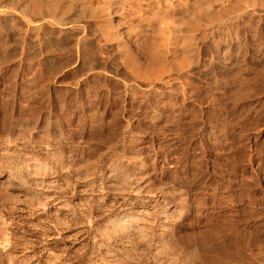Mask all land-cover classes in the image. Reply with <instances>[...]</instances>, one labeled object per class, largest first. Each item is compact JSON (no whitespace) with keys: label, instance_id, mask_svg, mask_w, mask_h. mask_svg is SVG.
<instances>
[{"label":"bare ground","instance_id":"bare-ground-1","mask_svg":"<svg viewBox=\"0 0 264 264\" xmlns=\"http://www.w3.org/2000/svg\"><path fill=\"white\" fill-rule=\"evenodd\" d=\"M56 85L59 87L63 86L64 88L66 87V93L63 90L60 91L65 93L62 92V94H64L63 98H61L62 95L59 94V91L58 94L60 97L57 94ZM2 89L6 92L10 90L8 94H6V96H10L9 98L26 102L24 106H19L20 103L18 104L19 111L17 112H19V114L27 115L29 112H32L31 114L34 115H31L28 122L24 123V119H22V122L28 125L30 129H28L27 126L26 128L24 127L26 130L24 133H27V136L25 135L27 138L25 139L23 137L25 139L23 144L27 147V152L24 154L25 157L23 161L21 160V163L8 164V158H5L6 146H8L12 142L11 139H13L11 133H15L21 128L22 124L18 120L19 118L12 119L11 133L9 131L8 134H5L4 140L0 141V190L5 188L6 185L11 186L13 184H11V182H14V180L19 181L17 183L20 185L23 184H21L20 181H25L24 183L27 182L28 184L25 185L28 187L23 191L24 193H29L28 188H36V192H39L41 195L40 199L38 198L40 204L39 206L36 204L38 207L33 210L42 213L48 208L47 199L54 200L59 198L57 195L54 197L47 194V191H50L47 189L52 182L49 180H46L48 181L46 182L45 179L41 177L34 178L36 176L34 168L40 162H38V155L36 154L38 151L51 153L56 163L61 166L64 164L68 170L72 165H75L71 156L72 159H69L70 157L68 158L67 156V158H65L57 150L58 141L60 142L58 139H60L59 136L62 135L58 133L60 131L58 130L59 124L58 121H56V117L58 116L57 114H60L58 112H67L76 116L77 119H82L83 121H80L84 123L80 126L84 128L94 131L99 130V132L105 131L106 133H116L118 131H120L121 134L123 133V136H120V139L123 137L121 140L122 142H119L121 143L120 149L123 147V150L130 155L131 161L133 160L132 158H135L132 162L124 158L125 162H130L128 169L126 166L127 164L124 162H121L120 167L117 166V168L119 167V171L123 172L127 180L131 178V180H134V183H132L135 186H140L142 184L141 187L143 188L135 192L133 190L135 187L131 189L128 187L132 196L135 197L131 199L133 205L125 210L126 212L120 214L121 221L119 222L120 224L117 225L122 226V228L112 230V241L116 240V235L118 236V234L128 232L126 230L124 231L123 228L133 227L140 219H143V216H146L149 218V221L162 229L160 230L159 238L156 236L160 241L157 243H161L158 247L163 245V247L168 248L171 246L174 248V243L176 244L175 240L174 243L172 241L173 246L170 245V240L173 238V228L169 226L170 222L161 221L167 219V221H176L175 218H179V215L182 213V204L184 202L185 204H190L186 203L189 201L186 200V198L188 199L189 197H187L185 190H181V187L176 190L177 187L175 188L171 185L172 183L168 184V180L166 182V180L161 179L158 184V186L160 185L159 187L155 184L156 189L160 190V193L156 192L157 190L155 187L154 189L148 188L149 186L144 187L151 183L147 184L149 180L147 177L148 174L145 172L146 163H143L142 157L140 156L141 154H137V150L135 151L132 149V145L138 140L135 133H157V131L163 133L168 131L180 132L183 134L189 133L188 136L191 135L192 137L190 139L189 137L186 138L185 142L196 145L197 148H203L202 150H206L213 145L215 146V144L217 145L220 141L217 135L219 136L220 132H226L228 137L230 135V142L233 140V142L237 145L239 144V146L241 142L238 143L237 140L240 139L239 137H243L241 134H245L244 139L246 140L243 139L244 141H249L250 129L252 126L250 124L252 122H250L249 119L251 116H249L250 109H252L250 108V103L255 99H264V0H0L1 96L5 95ZM242 108L244 114L241 113V115L239 111H241L240 109ZM42 117L47 121L46 124L48 123V126L50 125L55 128V132L53 131L54 135L52 134L54 136L53 138L49 136L44 138L46 134L40 137L42 135L39 136L40 133L37 134V132L36 134L39 136H37V138L39 139L33 135L34 132H32V130L34 131ZM24 128H22V130ZM209 131L213 132L214 135ZM207 132L213 137H210L211 135H205ZM238 132L241 133L240 136ZM115 133L114 135H116ZM15 134H18V131ZM139 135L140 134H138V136ZM187 139L189 140L187 141ZM220 143L222 142L220 141ZM241 146H243L242 143ZM89 147L91 146L89 145ZM124 151L121 153L126 156ZM110 155L113 156L112 154ZM110 155H108V157ZM129 155L127 156L129 157ZM248 155L249 154H247V156ZM197 156L200 157V155ZM110 158H108V162L111 161ZM115 158H113V160L117 163V158L116 160ZM232 160H234V162H227V164L230 163L228 167L230 170H228L229 177L227 176L228 179H226L228 184L225 183L227 184L226 186L229 187V189L228 187L227 189L230 190L232 194H230L232 200L229 206L237 209L235 210L236 212H233L235 215L236 213L238 214L237 217H234L236 219L239 214L243 213L238 212H246L248 207L251 206L250 204H253L254 201L252 202L251 200L254 196V185L250 175L248 176L239 172L241 163H237L234 158ZM195 161H197V158ZM104 163L103 165L98 164L99 173L97 172L96 179L93 181L98 185V194H96V197L100 199H104L107 193H109V190L115 185H118L116 181L119 180L118 177L120 176L118 174V169L116 167H114V169L112 168L114 164L111 163L112 167L108 165V167L106 165L105 167ZM22 166H25L26 172L33 173L34 177L29 178L32 174H28L29 176L23 174L21 171L23 168ZM38 166L41 167V165ZM43 166H45L44 163ZM247 166H250L249 161ZM67 168L65 170H67ZM124 182L126 183V181ZM130 183L131 182H128L127 184L129 185ZM11 187H13V185ZM53 191L54 189L52 193ZM230 192L228 191V193ZM263 194L261 195L263 196ZM3 195L6 198L12 196L9 193H3ZM169 197H174L175 200L172 199L173 201H171ZM261 198L262 197L257 200L259 201ZM174 201L181 202V204H171ZM229 210H231V208ZM56 212L57 211H55V213ZM242 215H244V213ZM240 217L241 216H239V218ZM245 218H241V221H245ZM238 220L240 221V219ZM239 221L235 222L239 224L238 226L241 224V221ZM6 222L7 221L0 217V233L3 234L1 237L2 239L0 238V246L7 242L4 237L7 235L6 230L8 225ZM231 225L229 226L232 227ZM236 225L232 227L234 232L231 230L232 232L229 233L227 231L228 233L226 232V234L234 233L233 236H236L235 238L239 235L238 240L243 238L242 240L245 242V244L243 243L245 245L244 247L250 246L251 242L255 243L254 239L251 241L253 237L252 234V237L250 235L251 228L248 231L243 227L246 231L240 233L241 228L238 226L236 227ZM229 226L228 229L230 230L231 228ZM234 227L239 230L238 232L236 230L237 233L242 234L241 237L240 234L235 232ZM223 228H227V226ZM223 230L225 229L221 231ZM225 231H223L222 234L219 230L216 234L218 237L224 239L225 237L222 236H225ZM152 232L154 233L155 231ZM219 233L222 235L220 234L221 236H219ZM214 234L215 233H213V236L215 237L216 234ZM228 236L226 238H228ZM49 238H51V236ZM214 240L212 241L213 243ZM204 241L207 242L206 240ZM209 242L210 241H208V244ZM254 243H252V245ZM181 245L183 244L181 243ZM202 245H205V243H202ZM210 245L211 247L215 246L214 244L212 246L211 243ZM210 245L206 244L202 246L204 248L200 249L198 245L195 244L191 246L190 244L191 247L189 246L190 248L187 249L189 256H186L196 264H233L231 261L229 262L228 259L225 261L226 256L224 255L232 259L239 250L231 256L227 251L228 249H224L227 248L226 246L228 245L226 244L225 247L221 245L223 249H221V246L219 249L221 254H223L221 256L225 257V260L222 257L223 260L217 262V259H220L218 258L219 254L216 256L217 259H215L214 263L212 261L214 260L212 258L214 256H212V254L209 256V251H212L214 247L210 250ZM215 249L217 251L218 248L215 247ZM230 249L231 247L229 248V252ZM235 249L237 250L238 248L236 247ZM245 249L243 250L241 247L242 251L240 252H247L248 249ZM200 250H202L201 252L207 251L209 255L207 256V254H205L204 256L206 258H204ZM248 251L250 254L252 253L251 249ZM228 254L230 256H228ZM245 255L248 256V254ZM246 256L244 257L246 258ZM260 260H262V258ZM258 262L260 263V261Z\"/></svg>","mask_w":264,"mask_h":264},{"label":"rangeland","instance_id":"rangeland-1","mask_svg":"<svg viewBox=\"0 0 264 264\" xmlns=\"http://www.w3.org/2000/svg\"><path fill=\"white\" fill-rule=\"evenodd\" d=\"M55 87L57 90V94H58V91L60 92L61 90H63L66 93V91H65L66 87L65 88L63 86L59 87L57 85ZM3 90L4 89H2V91ZM9 91L10 90H7V92L3 91L5 93V95H3V96H5V97L1 96L2 94L0 93L1 94L0 95V112H1L0 113V141L4 140L3 138L5 137V134H8L9 131L11 133V121H12V119L13 118H15V119L19 118L18 120L22 124L21 128H19L20 130H17L18 134H15L17 131L15 133H11L12 134L11 136H13V139H11L12 144L10 143L8 146H6L7 148H6V156H5L6 159L8 158L7 159L8 164H18L24 160V157H25L24 154L27 152V149H26L27 147H25V145L23 144L25 139L27 138L26 137L27 133H24V132H26V130H25L26 126L28 129H30V127L24 123L28 122L29 118H31V115H34V114H31L32 112H29L28 113L29 115L28 114L27 115L19 114V112H17V111H19V106L20 105L24 106L26 104V102L22 101V100H14V99L9 98L10 96H6V94H8ZM62 92L59 93L62 95L61 98H63V96L65 94L64 92H63L64 94H62ZM59 97H60V95H59ZM263 100L264 99H262V100L255 99V100L251 101V103H250V108H252V109H250V113L252 112L253 114L249 113V116L251 115L250 116L251 118L249 117V119H250V122H252V123H250L252 126L250 129L251 132H250L249 141H244V140H246V139H244L245 134H241L240 133L241 131L238 132L239 133L238 135L240 136V134H241V136L243 135V137L238 136L240 139H238L237 141H238V143L241 142L245 148L243 146H241V143H240V146H241V148H240L239 144L237 145L236 143H234L232 139H231L232 142H230V135L228 137L226 135V132H224V133L220 132V134L218 133L219 136L217 135V137H219V139L222 143H220V141H219V143H217V145L215 144V146L214 145L212 147L210 146L206 150L205 149L202 150L203 148L200 149V148H197L196 145H193V144L191 145V144H188L187 142H185L186 138L189 137V139H190L192 137L191 135L188 136L189 133L183 134L180 132H169V131H168L169 133L168 132L163 133V132L157 131L158 134L156 132H153V133L152 132H146V133L144 132L145 134H143L142 132H139L138 133V134H140L139 136L137 133H135L138 140H136L134 142V144H133L134 146L132 145V149H134L135 151L137 150L136 151L137 154H139V155L141 154L140 156L142 158L141 157L140 158L143 160L144 164L146 163L145 164V172L148 174L147 177L149 180V182L147 184L151 183L150 184L151 187H150V185H146L144 187L149 186L148 188L154 189V187H155V189H156V186L157 187L160 186V185L158 186V184L160 183L161 179L166 180V182L168 180V182H169L168 184L172 183L171 185H173L175 188L177 187L176 190H178V188L181 187L182 188L181 190H185V192L187 193V197H189L188 199L186 198V200H189L186 203H190V204H185V202L182 204V207H183L181 209L182 213H181V215H179V218L177 217L178 219L175 218L176 221L175 220H173L174 222L170 221V220L167 221L168 219L165 221H161V222H168V223L170 222L169 226H171L173 228V229L172 228L171 229L173 230L172 236L174 239L172 238L170 240L171 241L170 245H172L176 241V244L174 243V246H175L174 248L171 246L168 248L163 247V245L162 246L160 245V247H158L159 244H161V243H157V242H160L158 239L159 238L158 236H159L160 230H162V229H160V227L156 226L151 221H149V218H147L146 216H143V219H140L138 223L134 224V226L136 225L135 227L133 226V227H128V228H123L124 231L126 230L128 232H124V234L123 233L118 234V236L116 235V237H115L116 240L112 241V239H113L112 235H111V233L113 232L112 230L122 228V226L117 225V224H120L119 222L121 221V219H120L121 215L120 214L122 212H126L125 210H127L128 208H130L133 205L131 203V199L135 198V197L132 196V193H130L129 190L131 188L135 187L133 190L135 192H137L139 190H142V188H143V187H141L142 184L140 186H135L133 184L134 183L133 179L131 180V178H129L127 180V178H125V176L123 175V172L119 171V167L121 165V162L122 163L124 162L125 164H127L126 166L128 169L130 162H132L135 158H132L133 160L131 161L130 155L127 154L123 150V147L121 148L122 150L120 149L121 143H119V142H122L121 140L123 139V137H121L122 139H120V136H123V133L121 134L120 131H118L116 133L114 132L116 134V135H114V133H112V132L106 133L105 131L99 132V130L94 131L91 129H87V128L80 126L82 123H84V122L80 121L82 119H80V118L77 119L76 116L71 115L67 112H63V113L58 112V113H60V114H57L58 116L56 115L57 116L56 121H58V124H59L58 130L60 131L58 133L62 136H59L60 139H58V140H60V142L58 141L57 150L65 158H67V157L69 158L71 156L74 160L75 165L74 166L72 165V167L69 168V170H68V168L65 167L64 164H62V166L60 164H57L55 159H54V156L51 153H48L45 151H38V152H36V154L38 155V162L39 161L41 162V164L39 162L38 165H41V167H39L37 165L34 168V171L37 173V174L35 173V175H36L35 177L33 176L34 175L33 173L26 172V170H25L26 168H24L25 166H22L23 168L21 171L23 174H25V175L32 174V175H30L31 177H29V178H33V177L34 178H40L41 177V178L45 179V181L49 180L53 184V185L50 184L49 188L47 189L50 191H47L48 192L47 194L52 195L54 197H56V195H57L59 198L54 199V200L47 199L46 201H48L47 203L49 206L47 205L48 208L44 211V213L38 212L37 210H33L34 208L36 209V207L39 206V204H40L39 199H40L41 195L39 192L38 193L36 192V188H34V189L28 188L29 193H24L23 190L25 188L27 189V187H28V186H26L28 184L27 182L24 183L25 181L24 182L20 181L21 184L23 183L22 185H20L17 183L19 181L14 180V182H11V184L13 183L12 185H13L14 189H13V187H11L12 185L11 186L6 185V187L2 189L3 191L0 190V217H2L5 221H7L6 223L8 225L7 230H6L7 235L4 236L6 238L7 242L4 243L2 246H0V249H1L0 250V264H181V263L182 264H196L194 261H192L188 257L189 255L187 253V251H188L187 249H189L192 245H195V244L198 245L200 247V249H202V248H204L202 246H205L206 244L210 245V243L212 244V246H213V244L215 245V246H213L214 248L211 247V245H210V250H212V248H213L212 251H209L210 255L207 254V251L201 252L202 250H200V253L201 254L203 253V256L205 254H207V256L208 255L211 256V254H212V256H214V257H212L214 259V260H212L213 262L215 261V259H217L216 256H218L219 254H220L219 256L223 255V254H221L219 247L221 245H223L225 247L227 244L228 245V246H226L227 248H224V249L225 250L228 249L227 251L229 254H231V256H233L234 253H237L238 250H239L238 253H241V254H238V253H237L238 255L235 254L232 257L233 260L230 259L231 257L228 258L227 255H224V256H226V258L223 256H221V257L218 256V258H220L221 260L217 259V262H220L225 258L226 259V260L224 259L225 261H227V259H228V261L229 262L231 261V263H233V264H245V263L246 264H248V263L249 264H251V263L252 264H264V260H263V258H264V245H262V244H264V236H263L264 235V223H263L264 222V199H263L264 187H262V186H264V125H263L264 124V101ZM18 104H19V106H18ZM251 104H252V106H251ZM240 110L242 111L243 108ZM241 111H239V113L244 114L243 111L242 112ZM65 113H67V114H65ZM17 115H19V116H17ZM252 116H253V118H252ZM43 118L44 117H42V119L38 122V125H37L38 128L36 127L34 129V131L32 130V132H34L33 135L37 138V136H38L37 134L40 133L39 136L42 135L40 137H43L46 134L44 136V138L48 137V136L53 138L54 137L53 131L55 132V128H53L50 125L48 126L47 125L48 123L46 124L47 121ZM22 119H24L23 120L24 123L22 122ZM78 121L81 123H79ZM254 126H256V127H254ZM80 127H82V128H80ZM22 128H24V129L22 130ZM36 132H37V134H36ZM209 132L212 133V135H214L213 132H211V131H209ZM209 132L205 133V135L210 136L211 134ZM19 133H20V135H19ZM160 133H163V134H160ZM98 135L102 140L98 137ZM141 135H142V137H141ZM212 135L210 137H213ZM103 137H105V138H103ZM52 138H50V139H52ZM37 139H39V138H37ZM50 139H48V140H50ZM119 139H120V141H119ZM141 139H142V141H141ZM189 139H187V141ZM237 141H235V142H237ZM112 142H113V144H112ZM245 142H248V143H245ZM75 144H77V145H75ZM185 144H188V145H185ZM89 145L91 147H89ZM110 145H111V147H110ZM173 145H174V147H173ZM217 146L219 149L217 148ZM237 146H239V147H237ZM112 147H113V149H112ZM138 147H139V149H138ZM148 147H149V149H148ZM237 148H239V149H237ZM111 150H113V151H111ZM123 151H124L126 156H124V154L121 153ZM218 151H220V152H218ZM112 152H114L116 155ZM107 154L108 155L112 154L113 156L110 155L108 157ZM120 154H122V155H120ZM247 154H249V155L247 156ZM114 155L116 156L117 160H116ZM118 155L121 156L122 160L120 159V156L117 157ZM127 155H129V157ZM197 155H200V157ZM243 155H246L247 157L243 156ZM195 156H197V157H195ZM71 157L69 159H72ZM107 157L108 158L111 157L110 158L111 161L108 162ZM176 157L179 159H177ZM228 157H230V158H228ZM113 158H115L117 163L114 162ZM124 158H126V160H129L130 162L126 161L127 162L126 163ZM196 158H197V161H195ZM233 158L235 159V161L237 163H241L240 167H239L240 168L239 172L243 173L245 175H248V176L250 175V177L252 178L253 185H254L253 186V188H254L253 189V192H254L253 195L254 196L252 197L251 201L255 202V203L253 202V204L252 203L250 204L251 206H249L247 209L249 211L246 210V212H248V213H246L244 211L238 212V213L243 212L244 215H242L243 213H241V214H239V216H241V217L239 218V216H238V218H236V219L234 217H237L238 214L236 213V215H235V213H233V212H236L235 210H237V209H235V207L233 208L232 206H229V205H231L230 202H231L232 198L230 197L231 192H230V190H228L229 187L226 186L228 184V182H226L227 181L226 179H228V177H229V171L228 170H230L228 167L230 166L231 162H234V160H232ZM237 158H239V159H237ZM76 159H78V160H76ZM223 159H225V160H223ZM96 160L99 162H97ZM112 160H113V163H112ZM119 160H120V162H119ZM75 161H77V162H75ZM238 161H240V162H238ZM248 161L250 162V166H247ZM101 162L104 163V166L108 165L110 167H112V164H114L112 167L113 169H114V167L117 168V166H119L117 169H118V174L120 175L118 177L119 180L116 181V182H118V183H116L118 185L114 186L116 189L114 187H112V189L109 190V193H107V195H106L107 198L104 197V199L102 198L103 200L96 197L97 196L96 194H98L97 193L98 185L93 182L96 179L97 174L99 173L98 164L103 165V163H101ZM223 162H225V163H223ZM227 162H230V163L227 164ZM43 163L45 166H43ZM81 164H83V165H81ZM95 167H97V168H95ZM220 167H221V169H220ZM66 168H67V170H65ZM41 172H42V174H41ZM219 174H220V177H219ZM252 176L254 177V179ZM129 180H131V181H129ZM218 180H219V182H218ZM124 181H126V183ZM46 182H48V181H46ZM128 182H131L130 183L131 185L129 184L130 186L127 184ZM155 184H156V186H155ZM15 185L18 188H16ZM119 185H120V187H119ZM128 187H130V189ZM136 187H137V189H136ZM227 187H228V189H227ZM50 188L52 190L54 189L53 193H52V190ZM91 188H92V190H91ZM213 189H215L216 191ZM220 189H222V190H220ZM187 190H188V192H187ZM228 191L230 193H228ZM156 192L160 193V190H157ZM3 193H9L12 196L6 198L3 195ZM261 194H263V196ZM169 196H170V194H169ZM260 197H262L260 200L261 201L263 200V201L261 202L259 200L260 201V204H259V201L257 199H259ZM172 199L175 200L174 197H169V200L173 201ZM51 201H53L54 203ZM256 201H258V202H256ZM226 202H228V203H226ZM191 203H192V205H191ZM36 204L38 206H36ZM171 204H181V202L174 201ZM184 205H185V207H184ZM186 205H187V207H186ZM29 206H31V207H29ZM213 206H214V208H213ZM187 208H189V209H187ZM230 208H231V210L232 209L233 210L232 211L229 210ZM30 209H31V211H30ZM79 210H81V211H79ZM183 210H186V211H183ZM55 211H57V212L55 213ZM249 213H250V215H249ZM248 216H250V217H248ZM241 218L246 219L245 221H243L244 223L241 221L242 220ZM147 219H148V221H147ZM238 219H240L241 222ZM161 220H163V219H161ZM222 220H223V222H222ZM236 220H238L241 223L240 226H238L239 225L238 223H235V222H238ZM252 221H254V222H252ZM259 222H260V224H259ZM244 224H245V226L246 225H248V226L245 227ZM229 225H231L232 227L234 225H236V227L237 226L240 227L242 229V230L240 229V233L243 231H246V229L249 231V229L251 228L250 231L253 232V233L250 232V235L251 234L253 235V237L251 235V237H252L251 241H253V239H254L255 243L258 241L259 242L256 244L254 242H251V245H250L251 248L249 245H248L249 247L247 246L248 248L244 247L245 242H243V240H242L243 238H240L238 240L239 235H237V238H235L236 236H233L234 233L233 234L231 233L232 235L226 234L227 231L229 233L233 231L232 227H230ZM226 226H227V228H223ZM228 226L231 228L230 230L228 229ZM236 227H234L235 232L237 230ZM243 227L246 229H243ZM107 228L109 231L107 230ZM222 229L226 230V231L223 230V231H225V236L224 235L222 236V237H225L224 239L221 237H218L216 234V233H218L219 230L223 234V231H221ZM152 231H155V232L153 233ZM238 231L239 230H237V232ZM213 233L216 234V235L214 234L215 237L213 236ZM240 233H237V234H240ZM220 234L221 233H219L218 235L221 236L222 234L221 235ZM2 235L3 234L0 233V238L2 237ZM228 235H230V236H228ZM50 236H51V238H49ZM216 236H217V238H216ZM227 236H228V238H226ZM241 236H242V234H240V237ZM131 237L132 238L134 237V238L132 239ZM202 237H205V238H202ZM208 237H210L211 239ZM176 239H178V240H176ZM204 240H206L207 242H205ZM213 240H214V243L212 242ZM172 241H173V243H172ZM200 241L203 244L205 243V245H202V243ZM208 241H210L209 244H208ZM181 243L183 245H181ZM198 243H201V244H198ZM252 243H254V244L252 245ZM190 244H191V246H190ZM234 244H236V245H234ZM241 244H243V245H241ZM216 245H219V246H216ZM185 246H186V248H185ZM223 246H221L222 247L221 249H223ZM229 246L231 247L230 252H229V248H230ZM239 246H241L243 250L245 248H247L248 250L251 249L252 253L250 254L247 249H245V250H247L248 253L246 251L240 252L242 250H241V247H239ZM253 246H255V247H253ZM215 247L218 248L217 251L219 250L220 253H219V251L218 252L216 251ZM236 247L238 248L237 250L235 249ZM232 248H233V250H232ZM130 250H132V251H130ZM181 251H183V252H181ZM184 251H185V253H184ZM244 252H246V253H244ZM229 254H228V256H230ZM245 254H248L249 259H248V256H246ZM186 255H188V256H186ZM240 255H242V256H240ZM243 255L246 256V258ZM222 257H223V259H222ZM204 258H206V257L204 256ZM261 258H262V260H260ZM183 259H184V261H183ZM245 259L247 262L245 261ZM250 261H251V263H250ZM258 261H260V263Z\"/></svg>","mask_w":264,"mask_h":264}]
</instances>
